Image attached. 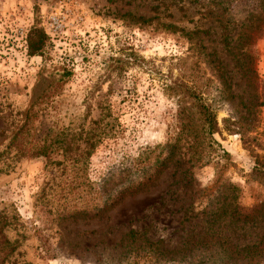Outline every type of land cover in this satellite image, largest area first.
Instances as JSON below:
<instances>
[{"label": "rangeland", "instance_id": "374dc122", "mask_svg": "<svg viewBox=\"0 0 264 264\" xmlns=\"http://www.w3.org/2000/svg\"><path fill=\"white\" fill-rule=\"evenodd\" d=\"M34 23L42 56L26 54ZM189 117L153 183L103 210ZM215 210L226 243L264 244V0H0L2 264H103L129 228L175 241Z\"/></svg>", "mask_w": 264, "mask_h": 264}, {"label": "trees", "instance_id": "16d2710c", "mask_svg": "<svg viewBox=\"0 0 264 264\" xmlns=\"http://www.w3.org/2000/svg\"><path fill=\"white\" fill-rule=\"evenodd\" d=\"M48 46L49 41L46 33L36 23L32 24L25 35L26 54L29 56H42L47 51ZM193 96L201 131L212 141L214 139L211 135L217 130L215 113L207 103H204L195 95ZM105 118H110V113L108 109L103 108V120ZM106 124H108V121L105 122ZM193 125L192 117L186 118L185 121L182 120L173 141H169L164 145L163 149L167 150V153L154 159L148 173H144L142 170L139 171L140 175H136L138 177L136 183H131L130 180L121 184L114 194L104 196L103 210L114 205L123 194H131L145 185H151L159 170L170 159L177 142L182 139L184 134L187 135L194 132ZM95 135L94 128H91L87 139H94ZM183 138L186 140L185 135ZM95 141L97 139H94ZM192 143L198 145V137H195ZM93 144L92 142L90 143V149ZM33 150L34 154H40L45 149L42 146ZM188 182L185 180L182 186H186ZM216 211L218 210L213 211L215 213L210 214L202 224L192 222L189 227L181 229L183 233L178 234L175 241L171 239L164 240L161 236L155 237L154 232L150 229V224L140 230L129 228L117 242L110 246H103V264H249L251 260L261 256L264 252V244L261 243L260 239L252 242L247 241L243 244H230L226 243V235L219 237V233L217 232L216 234L215 222L216 217L219 218L221 214H216ZM222 212H224L223 209ZM196 216L197 211L188 206L185 211V218L192 220ZM252 220L253 216L248 217V214L241 215L236 213L234 219L230 222L242 225L244 222H252ZM13 249V245H10L9 252ZM3 261L4 256H0V264ZM22 264L29 263L23 262Z\"/></svg>", "mask_w": 264, "mask_h": 264}]
</instances>
